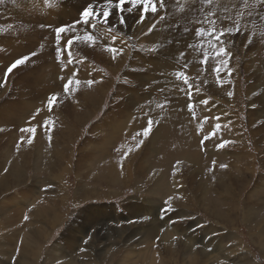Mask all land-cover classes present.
Segmentation results:
<instances>
[{"label": "rangeland", "instance_id": "374dc122", "mask_svg": "<svg viewBox=\"0 0 264 264\" xmlns=\"http://www.w3.org/2000/svg\"><path fill=\"white\" fill-rule=\"evenodd\" d=\"M189 1L159 0L157 12L143 16L137 4L121 13L113 3L109 22L92 17L96 26L90 27L83 10L94 5L100 11L107 0H0L5 114L18 111L25 128L56 133L55 142L38 136L28 151L20 147L24 143H10L0 153L6 180L0 190V264H264V0ZM144 20L147 31L137 35L133 27ZM62 26L67 30L57 38ZM222 30L231 34L221 38ZM147 35L155 38L153 48L143 41ZM31 52L45 60L71 55L75 64L61 70L35 62L7 73L10 61ZM68 70L75 74L60 75ZM69 78L76 85L65 94ZM97 78L103 79L96 87L76 83ZM13 80L19 89L12 88ZM53 94L59 101L49 111ZM146 94L150 112L141 117L134 98ZM43 97L44 114L31 121L32 101ZM112 97L122 98L115 115L127 104L130 109L104 132ZM45 119L47 131L41 127ZM149 119L152 131L145 136ZM87 139L94 144L77 163ZM222 141L229 143L218 148ZM50 163L58 167L49 176ZM117 171L128 175L117 180ZM156 183L162 186L156 189ZM166 202L172 211H162ZM131 204L141 208L132 212ZM34 229L40 240L32 241Z\"/></svg>", "mask_w": 264, "mask_h": 264}, {"label": "bare ground", "instance_id": "6f19581e", "mask_svg": "<svg viewBox=\"0 0 264 264\" xmlns=\"http://www.w3.org/2000/svg\"><path fill=\"white\" fill-rule=\"evenodd\" d=\"M194 0H190L188 3H191V2H193ZM57 15V14H56ZM186 16V15H185ZM52 19V18H51ZM50 19V20H51ZM141 19V18H140ZM158 19V18H157ZM146 20V19H145ZM145 20L143 21V22H141V23H139L138 25H136V26H134L133 28L134 29H137L138 30V33H137V35L138 34H144V32L145 31H147L146 29H147V27H148V25L146 26V22H145ZM181 20V19H180ZM184 21V20H183ZM187 21H188V19H187ZM185 23H187V22H185ZM148 24V23H147ZM153 25V24H152ZM136 27V28H135ZM154 27V26H153ZM141 36V35H140ZM180 36V35H179ZM144 37V38H143ZM142 38H143V41H145V43L146 44H149V45H151V47H152V45H154L155 43H154V37H152V36H149V35H147V37L146 36H143ZM184 41V40H183ZM149 48H150V46H149ZM153 48V47H152ZM168 48V47H167ZM30 49V48H29ZM25 51H28V49H25ZM146 51V50H145ZM28 53H30V52H28ZM28 53H26V54H23V55H18L19 56V59L21 58V57H23V56H25V55H29ZM32 53V52H31ZM38 56L40 57V61L38 60V61H36V60H34L36 57L38 58ZM46 57V56H45ZM45 57L43 58H41V56L40 55H34V56H32L31 57V59L28 61V62H26L24 65H21V66H18V69H20V68H26L28 65L30 66V64H32V63H39V65L41 66V67H52V68H61V70H62V68H72V66H74V64L75 63H71L70 61H71V59H72V56L70 55V57H69V59L68 60H64L63 62H60V59H58V58H53V59H50V60H45ZM94 58V57H93ZM97 58L98 59H102L101 57H99V56H97ZM33 60V61H32ZM14 61H10V64H12ZM0 69H4V67H0ZM156 69V68H155ZM158 71V70H157ZM19 72H21V71H19ZM29 73V72H28ZM65 73H66V75H65ZM70 74H75L72 70H68V71H65L64 72V74L62 73V76H65L66 77V79L69 77V75ZM27 76V75H26ZM71 76V75H70ZM49 77H52L53 78V80H55L56 79V77L52 74V76H49ZM46 79L48 78V76L47 77H45ZM87 78H88V76H87ZM21 79L22 80H25L26 81V79L23 77H21ZM98 79V78H97ZM103 79V78H102ZM102 79H100V81L102 80ZM106 79H107V77H104V81H106ZM48 80V79H47ZM84 80V79H83ZM82 80V82L83 83H78L77 85L78 86H80V88H81V86H83V87H85V88H87V87H96L97 85H99L101 82L99 81V79L98 80H93V79H90V81H93V83H91V84H88L87 82H85V81H83ZM43 82H44V79L42 78V79H40V83H42L43 84ZM63 82H66L65 81V79H63ZM18 84V83H17ZM24 87H26V88H28V87H32V85L29 83V84H25L24 82H22L21 83ZM45 84H46V82H45ZM28 85H30V86H28ZM73 85H76V84H73ZM121 85V84H120ZM118 91L117 92H121V93H123V91H120L119 89H117ZM87 93V92H86ZM21 95H23L24 94V92L23 91H21V93H20ZM39 94V96H43L44 94L43 93H38ZM25 95V94H24ZM61 95H63V93L61 92ZM38 96V95H37ZM117 95H113V97H116ZM112 97V98H113ZM129 99H130V97H129ZM129 99H125V100H123L122 102L125 104V102L126 101H128ZM120 100H122V98H113V100L112 101H114V104H112L111 105V109L113 110L112 112H110L109 114H108V116L105 118V120L104 121H108V122H110L109 124V126L106 128L105 127V130H101V131H110L111 129H112V127H113V125H115V124H120V118H121V116H123V115H121V114H127L128 113V111H129V109H130V105H128L127 104V109H125V107L123 108V109H120V112H122L121 114H118V115H115V110H118L117 109V101H118V104H119V102H120ZM134 100H139V108H138V111H139V113L141 114V117H148V115H149V112H150V107L148 106V108H147V94L146 95H144V96H141L140 98L138 97V96H136V98H134ZM112 103V102H111ZM120 107V106H119ZM27 108H28V106H27ZM8 109V108H7ZM84 111V110H83ZM84 113V112H83ZM84 115V114H83ZM7 116V115H6ZM116 116H117V118H116ZM124 117V116H123ZM5 118H7L6 120H5V123L7 124V123H9V126L12 124V118H10V117H5ZM109 118V119H108ZM64 119V118H63ZM32 121V120H31ZM105 124V123H104ZM129 125H133V126H138V127H140L141 126V124H139V125H135V124H130L129 123ZM95 127V126H94ZM123 127H125L126 128V125H124ZM97 128V127H96ZM98 131V130H97ZM195 132V131H194ZM257 134V133H256ZM238 135V134H237ZM89 136H94V135H89ZM92 137H91V139H92ZM19 140V139H18ZM94 140V139H93ZM256 141V140H255ZM65 142V141H64ZM94 141H91V142H89V139H87V142H86V147H82L81 148V150H82V152H83V154L80 156V158H79V160L77 161V163H79V162H84L85 160H86V157H87V155L89 154L88 152L90 151V149H89V146H92L94 143H93ZM99 142H103V143H106V141L104 140V139H101V141L99 140ZM66 143H68V142H66ZM71 143V142H70ZM85 143V142H84ZM9 144V143H8ZM73 144V143H72ZM2 145H4V144H2ZM68 145V144H67ZM98 145V144H97ZM106 145V144H105ZM5 146V145H4ZM19 146V145H18ZM2 146H0V148H1ZM21 148H22V146H20ZM147 149L145 150V153H146V156L148 157V154H151V153H153V149H151V146L150 147H146ZM61 149V148H60ZM58 150V149H57ZM64 150V149H63ZM94 151H97V149L95 148L94 150H93V152ZM99 152V151H98ZM102 152V151H101ZM21 153V152H20ZM61 153V152H60ZM95 153V152H94ZM103 153V152H102ZM57 154V153H56ZM138 154V153H137ZM235 154V153H234ZM24 155V159H25V154H23ZM28 155V154H27ZM30 155V154H29ZM62 155V154H61ZM134 155H132L131 156V159H132V157H133ZM138 156V155H137ZM243 156V155H242ZM61 157V156H60ZM97 157V156H96ZM135 157V156H134ZM238 157V156H237ZM243 157H245V155L243 156ZM6 158V157H5ZM27 158H28V156H27ZM92 158V157H91ZM101 158V157H100ZM108 158V157H107ZM10 159V158H9ZM66 159V158H65ZM94 159V158H93ZM99 159V158H98ZM238 159V158H237ZM53 160V159H52ZM57 160V159H56ZM68 160V159H67ZM90 160H92V159H90ZM95 160V159H94ZM187 160V159H186ZM185 160V161H186ZM64 161V160H63ZM66 161V160H65ZM140 161H141V159H140ZM184 161V162H185ZM19 162V161H18ZM62 162V161H61ZM144 162V161H143ZM24 163V162H23ZM23 163H22V165H23ZM51 164V163H50ZM49 164V165H50ZM53 164V163H52ZM52 164H51V167H52ZM145 164H147V158L145 157ZM189 164V163H188ZM57 165V163L55 164V166ZM148 165V164H147ZM130 166V165H129ZM7 167V166H6ZM23 167H24V165H23ZM26 167V166H25ZM58 166H56L55 168H54V164H53V167H52V170L51 171H49L50 170V166L48 167V174H49V176H50V174L53 172V170L54 169H56ZM60 167V166H59ZM67 167V166H66ZM83 167V166H82ZM131 167L132 166H130V167H127L126 169H127V173H129V175L127 174V173H124V174H127L128 176H130L131 178L133 177L132 176V172H131ZM243 167V166H242ZM54 168V169H53ZM26 169V168H25ZM59 169V168H58ZM146 169V168H145ZM18 170V169H17ZM28 170V169H27ZM68 170V169H67ZM112 170V169H111ZM16 171V170H15ZM38 171V170H37ZM23 172V171H22ZM19 173V172H18ZM54 173V172H53ZM149 172H148V170H145V171H142L141 172V175L142 176H147V174H148ZM124 174H122V173H120V172H116V178H117V180L119 179V178H121ZM12 175V174H11ZM54 175V174H53ZM102 175V174H101ZM103 176L104 177H110V176H108V175H106L104 172H103ZM89 177V176H88ZM94 177V176H93ZM11 178V177H10ZM9 178V179H10ZM17 178V177H16ZM47 178V177H46ZM112 178V177H111ZM9 179H7V184L9 183ZM12 179V178H11ZM100 179V178H99ZM158 179V178H157ZM9 180V181H8ZM14 180V179H13ZM112 180V179H111ZM129 180H131V179H129ZM156 180V179H155ZM35 181V180H34ZM100 181V180H99ZM6 182V180H5V177H1L0 178V184L2 185L3 184V187H2V189L3 188H5V185H4V183ZM55 182V181H54ZM16 183V182H15ZM50 183H52V182H50ZM10 184V183H9ZM8 184V185H9ZM128 184V183H127ZM7 185V186H8ZM156 185H157V188L156 189H158L159 188V186H162V185H158L157 183H156ZM83 186V185H82ZM79 187L80 188V190H81V192L86 196V195H88V193H89V188H83V187ZM86 185H84V187H85ZM1 187V186H0ZM90 187V186H89ZM155 187V186H154ZM151 188V187H150ZM55 189V188H54ZM152 189H153V187H152ZM156 189L154 190V192L156 191ZM64 187L63 186H61V187H59L58 188V191H59V194H58V196H57V198L60 196V194L62 193V192H64ZM79 190V191H80ZM153 191V190H152ZM193 191V190H192ZM138 192V191H137ZM52 193V192H51ZM50 194V193H49ZM50 196V195H49ZM79 196H81V194L79 195ZM186 196H187V194H186ZM182 197V196H181ZM56 198V199H57ZM59 199L60 198H58L57 199V201H59ZM50 200V199H49ZM64 200V197L63 198H61L60 199V201L62 202ZM143 200V199H142ZM152 200V199H151ZM13 204V203H12ZM2 205V204H1ZM17 205V204H16ZM178 206V205H177ZM184 207V206H183ZM2 208V207H1ZM129 208L131 209V211L133 212V211H136V210H138V209H140L141 208V205H139V204H131L130 206H129ZM60 209V208H59ZM174 209V208H173ZM183 209H185V207L183 208ZM251 209V208H250ZM62 210V209H61ZM38 211V210H37ZM54 211H55V213H56V215L58 214L57 213V209H54ZM59 211V210H58ZM63 211V210H62ZM144 211V210H143ZM7 212V211H6ZM52 212V211H51ZM149 212V211H148ZM60 213V212H59ZM69 213V212H68ZM182 214V213H181ZM5 215V214H4ZM56 215H54V217H53V223L55 224L56 223ZM45 216V215H44ZM43 216V217H44ZM42 217V218H43ZM90 218V217H89ZM90 221V219H88L86 222H89ZM49 222V221H48ZM20 223V222H19ZM32 231V230H31ZM30 231V232H31ZM34 231H36V229H34L33 230V232H32V241L33 240H35V237H34V234L35 233H37V232H34ZM39 231V230H38ZM153 232H155V227H154V229H153ZM40 235L43 237V238H45V234H41L40 233ZM7 236H9V235H7ZM5 237H6V235H5ZM4 237V238H5ZM8 239V238H7ZM4 240V239H3ZM81 240V239H80ZM6 242V241H5ZM77 243V242H76ZM0 245H2L3 246V243H1ZM79 245V244H78ZM1 247V246H0ZM2 248V247H1ZM6 248V247H5ZM29 249H30V247L29 248H27L26 249V251H24V253H25V255L24 256H29L30 255V252H29ZM176 250V249H175ZM174 250V251H175ZM194 251V250H193ZM166 252V251H165ZM136 253V252H135ZM87 255V254H86ZM90 256V255H89ZM124 257V256H123ZM86 259H87V257H86ZM123 260V259H122ZM124 261V260H123ZM162 261V260H161ZM196 261V260H195ZM174 263V262H173ZM194 263V262H193Z\"/></svg>", "mask_w": 264, "mask_h": 264}, {"label": "snow or ice", "instance_id": "6c2138e0", "mask_svg": "<svg viewBox=\"0 0 264 264\" xmlns=\"http://www.w3.org/2000/svg\"><path fill=\"white\" fill-rule=\"evenodd\" d=\"M210 2V0H209ZM115 4L117 6L118 11H120L121 13L124 10H127V7L129 4H137V6L141 9V16H143L145 13L149 12V10L151 11V13L155 14L158 10V3L159 0H107V3L104 5V8L100 11H95V7L96 6H88L83 10V18H84V23L88 24L90 27H95V24H92V17H96L98 20H100L101 23H105L107 24L109 22V17L111 14V8L109 7V5L111 4ZM121 22L123 23V18L121 20ZM66 27L62 26L57 30V38H59V34L60 33H65L66 32ZM204 30L201 29V32H203ZM237 31H239V29L237 28ZM213 34H215L213 32ZM231 31L225 32V31H221V38L224 35H230ZM92 37L89 36V39H91ZM78 39V38H77ZM67 44L69 46H71L73 44V40H68ZM112 52H116L115 48L111 49ZM221 51H224L223 48H221ZM36 55L35 53H31L29 55H25L20 59H16L8 68H7V73H12L13 69H16L18 66L24 65L26 62H28L32 56ZM217 71H219V69H217ZM178 77L182 76L183 73H178L177 74ZM76 83H79V81H76ZM93 83V81H88V84ZM73 84V80L71 78L68 79L67 83H65L64 85V91L65 94H67L70 90V86ZM229 95H231V93H229ZM59 101V96L56 94H53L49 97V99L47 100V106L49 111L52 110V108L55 106V103ZM203 103L207 104V101H203ZM191 107V105H190ZM39 111L37 110L36 113L33 114V116L31 117V120H35L36 116L39 115ZM50 126V122L45 119L43 122V125L41 126L45 131H47L49 129ZM152 126H153V121L151 119L148 120V127L144 130V135L147 136L148 134L151 133L152 131ZM215 127L217 129H219L221 127V125L219 123H217L215 125ZM22 132H27L32 134V136L34 137L35 133H36V128L35 127H27L25 129L21 130ZM212 135H215V132L212 133ZM207 139V137L205 138ZM24 141V137H21V140L18 143H22ZM49 141H51V135H49ZM29 144L32 143V139L29 138L27 141ZM227 143H229L228 141H222L220 144L217 145L218 148H223L227 145ZM221 167H226V165H221ZM172 206L170 203L166 202V206L164 208H162V211L164 212H168V211H172ZM25 219H27V217H25Z\"/></svg>", "mask_w": 264, "mask_h": 264}, {"label": "crops", "instance_id": "0c3cea01", "mask_svg": "<svg viewBox=\"0 0 264 264\" xmlns=\"http://www.w3.org/2000/svg\"><path fill=\"white\" fill-rule=\"evenodd\" d=\"M54 36H55V39H56V35H54ZM58 45L61 46V48L63 47L62 44H58ZM34 47H32V48H34ZM32 51H35V50H32ZM53 58H57V57L55 55H53L52 59ZM58 59H60V62H63L64 61L62 58H58ZM55 69H57V68H55ZM55 73H57V71ZM51 74H53V73H51ZM60 75H62L61 72H60ZM10 85L13 86L12 87L13 89H19L18 85L16 84V82L14 80H13V82H11ZM10 85H7L6 87L8 88ZM15 86H17L18 88H15ZM43 94H45V93H43ZM183 95H184V97L186 99L187 98L186 96H188V90H186V92H184ZM46 100H47V97H43L42 100H40V101H32L35 104L34 111L37 112V110H40L39 111V115L36 117L35 120H38V117H41L44 114V106L46 104ZM186 103H187V105H191L192 104V103H189L187 100H186ZM9 105H11V104H9ZM27 109H26V111H27ZM5 117H10V118L13 117L12 118V124L10 126H9V123H7V124L5 123V120L7 119ZM22 122H26V118H25L24 115L22 116L18 111H15L14 113L5 114V103L0 102V146H2L0 148V153L3 150H5V148H7V146H8V148H10V146H9L10 143H12V145L14 143L16 145V147L19 144L24 143L23 146H22V150L24 151V150L27 149V151H28L29 150V147L33 146V143H34V141L32 140V143L29 144L27 142L28 139L29 138L33 139L34 137H38V136H44V137H46V141L47 142H55L56 137H52L51 138V141H49V135L52 136V135H55L56 134L54 130H49L47 132V134H45V135L44 134H41V132L39 130H36V133H35V135L33 137L32 134L21 131L22 129H25L24 125H22ZM218 122H219L220 125H222V119L221 118H218ZM18 123H19V125H18ZM5 127H10V130L8 131ZM187 130L191 131V129H187ZM193 135L194 134H192L191 136H193ZM21 137H24V141L22 143H18L21 140ZM2 144H4L5 146L2 145ZM27 151H25V152L28 154ZM174 169H176V167H174ZM4 170H5V167L3 168L2 166H0V178L5 173ZM2 185L0 184V186H2ZM0 190H2L1 187H0ZM35 240H40V238L39 237H35Z\"/></svg>", "mask_w": 264, "mask_h": 264}]
</instances>
